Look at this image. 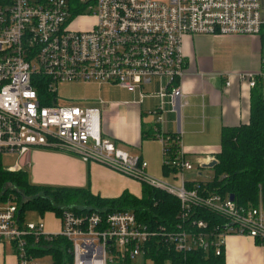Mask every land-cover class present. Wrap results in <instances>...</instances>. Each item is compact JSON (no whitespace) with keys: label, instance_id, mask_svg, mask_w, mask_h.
Wrapping results in <instances>:
<instances>
[{"label":"built area","instance_id":"1","mask_svg":"<svg viewBox=\"0 0 264 264\" xmlns=\"http://www.w3.org/2000/svg\"><path fill=\"white\" fill-rule=\"evenodd\" d=\"M91 16L89 27H71ZM263 26L264 0H0V154L15 156L4 168L20 170L21 158L32 147L56 145L179 199L177 222L159 230L149 229L129 209L77 212L63 207L57 233L71 242L72 264H113L114 255L123 258L126 252L141 256L144 241L155 234L179 251L201 247L219 254L232 233L258 238L264 246V184H259L258 203L247 206L204 192L197 180L187 187L183 170L193 164L185 157L179 133L173 132L178 148L169 155L171 133L161 126L166 111L162 98L169 95L173 109L183 104L178 81L184 74V35H256ZM36 74L46 77L56 92L61 82L108 81L134 90L158 79L160 102L152 109L153 129L162 143L163 162L176 167L178 182L149 174L145 159L104 136L97 107L60 104L58 97L53 103H40L33 84ZM237 75L249 86L259 76L264 78L262 72ZM17 207L14 198L0 200V244L10 241L17 264H37L25 248V237L57 233L46 232L42 218L20 223ZM200 208L222 220L193 216Z\"/></svg>","mask_w":264,"mask_h":264},{"label":"crops","instance_id":"2","mask_svg":"<svg viewBox=\"0 0 264 264\" xmlns=\"http://www.w3.org/2000/svg\"><path fill=\"white\" fill-rule=\"evenodd\" d=\"M182 53L184 74L178 83L183 104L179 110L173 109L169 95H165L162 103L166 111L161 126L167 132L179 133L185 157L192 163L202 165L214 158L210 152L219 149L222 126L248 121L250 86L237 74L263 72L262 33L186 34L182 38ZM228 79L230 83L227 85ZM149 82L152 85L146 89ZM149 82L129 90L114 82L84 81L96 83L100 91L103 88L102 96L84 106L99 109L103 135L129 153L145 159L149 174L159 177L161 172V178L177 183V171H170L175 174L173 178L169 174L164 176V152L162 143L154 134L155 114L152 112L160 102L157 94L159 80L153 78ZM149 132H153L154 136L148 135ZM21 163V169L28 172L31 182L77 187L89 185L93 193L104 197H116L124 191L136 196L142 194V181L100 162L84 160L77 153L56 145L35 146L27 156L21 158ZM183 176L187 181H199L186 177L185 173ZM45 215H54L58 219L57 230L48 226L44 228L45 231L59 232L60 216L53 211H46L40 216L44 219ZM49 220L45 219L44 227ZM12 250L14 264H17L13 246ZM224 259L226 264H264V246L254 237L228 234L224 242Z\"/></svg>","mask_w":264,"mask_h":264},{"label":"trees","instance_id":"3","mask_svg":"<svg viewBox=\"0 0 264 264\" xmlns=\"http://www.w3.org/2000/svg\"><path fill=\"white\" fill-rule=\"evenodd\" d=\"M81 9H78L79 11ZM76 11V12H77ZM264 56V26L262 27ZM264 73V68L263 72ZM39 101L50 104L57 100L56 90L49 88V80L39 74L33 76ZM264 78L259 76L256 84L249 90V117L247 122L236 125H224L220 130L219 149L212 151L216 163L211 179L199 180L200 188L207 193H218L223 197L234 194L239 205H256L259 201V184H264ZM169 155L178 148L174 140L175 133L170 132ZM154 136L153 132L147 133ZM0 154V200L14 198L18 204L17 217L20 223L25 221L27 210H35L40 215L53 211L59 216L63 207H70L77 212L85 210L106 211L129 209L136 219L146 224L149 229L159 230L165 225L169 228L177 222L179 199L162 189L143 182L142 194L136 196L124 191L116 197H104L93 193L89 185L77 187L59 184L31 182L24 169L8 170L1 162ZM176 167L163 165L164 175L175 172ZM194 181H187V187H193ZM209 221H221L218 214L207 208L192 212ZM25 248L34 257L49 255L50 264H72L71 242L61 234L45 237L33 235L25 237ZM260 243V240L256 238ZM144 259H151L152 264H226L224 251L219 254L212 249L192 248L188 251L175 249L173 243L166 241L161 234H155L143 243ZM115 264H136L128 252L120 258L114 255Z\"/></svg>","mask_w":264,"mask_h":264},{"label":"rangeland","instance_id":"4","mask_svg":"<svg viewBox=\"0 0 264 264\" xmlns=\"http://www.w3.org/2000/svg\"><path fill=\"white\" fill-rule=\"evenodd\" d=\"M93 21L94 18L92 16L90 18H85V17L79 18L71 27L84 29L89 27ZM150 83L152 82L147 83V85L145 86L146 89H148L152 85ZM102 95H103V88L100 91L96 83L88 84V83H84V81H70V82L57 83V97H58V102L60 104H78L84 106L87 104H91L93 100H97L99 96ZM33 148L34 147H32V149ZM43 148H49V147H43ZM14 161H15L14 155H8V154L2 155L1 162L3 166H10L14 163ZM192 164H193L192 169L183 170V173H185L186 177H194L195 179H199V180H208L213 177L214 174L213 166H203L201 164L199 165L197 162H193ZM173 174L174 173L171 172L169 173V176L172 177ZM158 175L162 176L163 174L160 172ZM154 176L157 177V175ZM174 180L175 181L177 180L176 177H174ZM43 184H58V183L43 182ZM39 218H42L43 221H45V219L47 218H50L49 224L48 225L46 224L44 228H47L49 226L54 231L58 229V219L54 215H45L43 219V217L38 215L37 211L35 210H27L25 213V219L27 221H38ZM134 261L136 264H152L151 259L148 258L144 259L142 255L134 258ZM36 262L37 264H50L51 258L49 255H43L42 257L37 258ZM0 264H14L12 246L10 241L7 239L1 241ZM165 264H170V263L169 261H166Z\"/></svg>","mask_w":264,"mask_h":264},{"label":"water","instance_id":"5","mask_svg":"<svg viewBox=\"0 0 264 264\" xmlns=\"http://www.w3.org/2000/svg\"><path fill=\"white\" fill-rule=\"evenodd\" d=\"M215 163H216V159L215 158H212L210 161L204 162L202 165L203 166H213ZM229 197H230V199H233L234 198V194L233 193H230L229 194Z\"/></svg>","mask_w":264,"mask_h":264}]
</instances>
